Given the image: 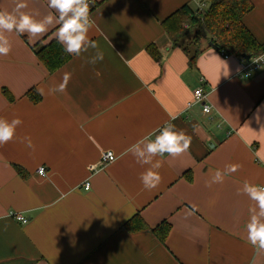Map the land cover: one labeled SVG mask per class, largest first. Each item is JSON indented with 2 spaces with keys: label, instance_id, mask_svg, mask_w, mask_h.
Listing matches in <instances>:
<instances>
[{
  "label": "crops",
  "instance_id": "crops-1",
  "mask_svg": "<svg viewBox=\"0 0 264 264\" xmlns=\"http://www.w3.org/2000/svg\"><path fill=\"white\" fill-rule=\"evenodd\" d=\"M199 1L92 0L89 38L103 61L90 64L89 48L53 72L37 49L55 29L36 42L6 33L12 50L0 56V118L23 123L0 146V264H250L254 250L240 235L258 208L242 189L244 181L264 185V110L259 124L252 119L264 106V62L244 76L248 59L204 43L191 64L162 23L186 4L208 8ZM251 1L243 22L264 44V0ZM26 2L23 11L38 10L37 19L56 14L48 0ZM15 3L0 0V9ZM65 74L66 90L55 92ZM198 87L210 114L194 102ZM165 122L191 136V147L175 159L157 157L162 179L147 190L139 177L149 166L126 149ZM106 152L115 159L104 160ZM228 164L241 167L206 187L209 170ZM137 215L149 229L127 228ZM163 222L171 224L165 241L154 230Z\"/></svg>",
  "mask_w": 264,
  "mask_h": 264
},
{
  "label": "clouds",
  "instance_id": "clouds-1",
  "mask_svg": "<svg viewBox=\"0 0 264 264\" xmlns=\"http://www.w3.org/2000/svg\"><path fill=\"white\" fill-rule=\"evenodd\" d=\"M47 6L56 14L49 12L43 19L36 18L39 15L38 10H33L36 15L23 11L29 7L26 0H16L11 10L0 9V56H7L12 50V43L6 33L27 35L30 41L36 42L55 29L52 33L53 38L63 46L65 53L79 57L82 52L92 48L96 52L89 63L94 65L103 61L104 53L99 50L98 44L89 38V31L94 23L90 17L89 0H48ZM259 60H264V57H260ZM223 75L225 77L229 75L227 65ZM69 79L70 74H65L63 82L58 85L55 92L63 93ZM40 91L43 94V89ZM262 110L264 106L258 107L252 117L258 124L262 119L260 115ZM205 111L209 109L205 108ZM22 123L19 117L11 121L0 118V146L13 140L17 127ZM261 129H264V125ZM25 141L26 147L34 148L29 137H25L22 142ZM191 142V136L177 130L172 123L165 122L163 126L153 129L130 145L126 149V154H131L139 165L149 166L140 174L139 179L145 189L152 190L158 187L162 179L158 171L162 167V161L156 158L167 155L175 159L188 152ZM240 167L239 164H228L223 170L217 169L214 172L209 170L212 179L207 181L205 186L210 188L213 184H222L226 176L237 172ZM242 190L250 200L256 202L258 208V211L250 209L254 214L246 225V237L240 235V238L254 250L250 264H257V257L264 256V220L261 219L264 218V185L244 181ZM237 195H240V189H237Z\"/></svg>",
  "mask_w": 264,
  "mask_h": 264
},
{
  "label": "trees",
  "instance_id": "trees-1",
  "mask_svg": "<svg viewBox=\"0 0 264 264\" xmlns=\"http://www.w3.org/2000/svg\"><path fill=\"white\" fill-rule=\"evenodd\" d=\"M208 8L195 10L186 4L173 12L163 21V27L174 46L182 47L188 54L191 64L204 49V43H213L215 47L238 57L250 55L259 56L264 53L261 44L245 26L243 19L253 9L251 0H205ZM93 5V4H92ZM93 7V6H92ZM153 56L157 52L149 47ZM37 55L46 68L53 72L60 68L69 58L63 46L53 38L42 48L37 49ZM28 96L37 102L40 98L35 88ZM129 230L149 229L140 216H134L127 222ZM161 241H165L170 233L171 224L163 222L155 229Z\"/></svg>",
  "mask_w": 264,
  "mask_h": 264
},
{
  "label": "built area",
  "instance_id": "built-area-1",
  "mask_svg": "<svg viewBox=\"0 0 264 264\" xmlns=\"http://www.w3.org/2000/svg\"><path fill=\"white\" fill-rule=\"evenodd\" d=\"M197 1H199V0H197ZM89 4H90V12H91L92 4H93L92 0H89ZM199 4H200V1H199ZM220 53L223 54L225 57H229V55H230V54L226 53L224 50H220ZM260 57H264V53L246 61V63L243 65V69H242L244 76L251 75L253 70L260 67V65L264 62V60H259ZM258 60H259V62L257 63ZM197 93H199V96H197ZM206 98H207V94L204 92L202 87H198L197 89L194 90V102L195 103H202L203 111L207 114H210L212 111V108H211V105L206 103V101H205ZM205 108H208L209 111L206 112ZM103 159L107 160V161H113L115 159V156L113 155L112 152H106L103 154ZM38 173L45 174V168L40 167L38 169ZM89 188H90V184H89V182H86L85 183V189L89 190ZM15 217L18 220H20L22 223L28 222V218L22 214H15Z\"/></svg>",
  "mask_w": 264,
  "mask_h": 264
},
{
  "label": "water",
  "instance_id": "water-1",
  "mask_svg": "<svg viewBox=\"0 0 264 264\" xmlns=\"http://www.w3.org/2000/svg\"><path fill=\"white\" fill-rule=\"evenodd\" d=\"M209 45L215 47V45L213 43H210ZM243 57L246 58V59H248V60L250 59V55H244Z\"/></svg>",
  "mask_w": 264,
  "mask_h": 264
}]
</instances>
